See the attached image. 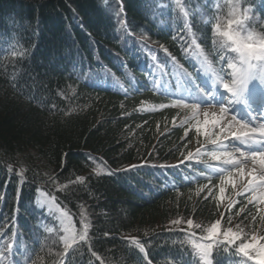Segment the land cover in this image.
<instances>
[{
	"label": "trees",
	"instance_id": "16d2710c",
	"mask_svg": "<svg viewBox=\"0 0 264 264\" xmlns=\"http://www.w3.org/2000/svg\"><path fill=\"white\" fill-rule=\"evenodd\" d=\"M217 5L227 18L226 0H0L4 264H197L182 243L187 225H172L175 219L202 228L221 220L222 232L239 224L264 236L257 211L264 205L247 203L251 193L239 181L220 198L212 171L220 162L206 155L215 147L204 135L211 117L197 133L191 111L171 106L188 97L183 70L196 84L210 83L196 45L218 73L230 71L213 45ZM242 7L251 9L249 27L264 33V0ZM40 191L56 197L77 233L89 224L87 242L67 256L55 216L36 203ZM223 247L213 248V264L242 259Z\"/></svg>",
	"mask_w": 264,
	"mask_h": 264
},
{
	"label": "snow or ice",
	"instance_id": "6c2138e0",
	"mask_svg": "<svg viewBox=\"0 0 264 264\" xmlns=\"http://www.w3.org/2000/svg\"><path fill=\"white\" fill-rule=\"evenodd\" d=\"M226 6L227 18L219 14L220 5H217L218 14L213 24V45L221 52L219 59L226 63L230 71L224 72L222 68L221 73L223 74L218 73L204 55L203 49L196 45L197 58L200 59L204 72L210 74V83L207 87L196 84L191 74L183 70L181 74L188 77V97L187 99L184 97L175 99L171 106L191 111L197 133L201 132V125H207L208 118L211 117L212 131H205L204 135L207 143L215 147L206 155L211 160L220 162V166L212 168V171L218 174L220 198H223L225 187L228 185H231L235 192L239 181L243 185V191L251 193V196L246 197L247 203L251 204L255 201L258 205H264V33L256 32L249 27L247 22L252 19L249 16L251 9L242 7V0H226ZM193 43L195 44L194 40ZM225 51L234 53L235 56L228 57L223 54ZM225 76H229L230 79H225ZM237 107L244 110V115L235 111ZM213 108L216 111L210 112L209 109ZM201 114L205 117L203 121L199 119ZM229 138L232 140L230 144L225 142ZM236 153L239 156L235 155ZM200 155L201 149L197 148L196 156ZM192 157L193 153L189 152L187 158ZM249 165L251 167L245 171ZM209 167L212 166L209 165ZM109 174L112 173L109 172ZM201 175L205 174L201 173ZM78 179L83 182V177ZM207 179L210 181L211 177ZM235 194L242 195L243 193ZM209 195H212L211 190ZM45 196L48 194L45 193ZM46 203L50 211L55 209L60 213L57 219L64 233L61 237L63 255L67 256L73 245L78 242H87L89 224L82 221V230L77 233L68 213L56 204V197L48 196ZM232 206L230 203L227 210L230 211ZM242 211H244L243 207L240 209V212ZM257 211L264 212V209L257 208ZM249 215L255 224L257 217L251 213ZM221 217L223 218V213ZM231 220L232 216L229 215V224ZM171 223L175 226L182 223L187 225L186 229H180L186 232L188 237L182 243L191 247L193 255L197 258V264H213V248L220 244L224 245L222 250L225 253H229L231 249L232 254L242 257L237 264H248V261L264 264V242H262L264 236L258 237L255 227L250 232L244 233L237 224L236 231L232 227H227L222 232L221 220H216L210 226L203 228L201 224L194 223L192 219L186 221L175 219ZM259 227L264 228V215L260 216ZM192 229H201L204 235L197 237L196 232L191 231ZM47 231L52 232L54 229L49 228ZM133 242L147 260L144 245L138 240ZM233 245L234 248H232ZM10 248L11 243L6 242L5 251H9ZM92 255L96 256V253L93 252ZM97 259H99L98 256ZM6 260L7 257L0 253V264H4ZM31 264H35V261H31ZM148 264H151L150 260Z\"/></svg>",
	"mask_w": 264,
	"mask_h": 264
},
{
	"label": "rangeland",
	"instance_id": "374dc122",
	"mask_svg": "<svg viewBox=\"0 0 264 264\" xmlns=\"http://www.w3.org/2000/svg\"><path fill=\"white\" fill-rule=\"evenodd\" d=\"M221 91H223V89H221ZM225 96L227 97V94H225ZM226 102H227V101H226ZM242 110H243V109H242V108H239V107H237V108L235 109V111L238 112L240 115H243V114H242ZM258 122H259V121H258ZM253 126H255V125H253ZM228 143H229V144L232 143L231 138L228 140ZM235 155L239 156L238 153H236ZM250 167H251V165L247 166L246 169H245V171H248ZM256 167L258 168L259 165L257 164ZM47 199H48V196H45V192H41V191H40V192L38 193V195H37L36 203H37V205H38V207H39L40 209H45L47 214H50V215H54V216H55V220L57 221L58 227H59V228L61 229V231H62V228H61L60 222H59V220L57 219V217L60 216V213H59V212H56L55 209H52L51 211L49 210V208H48V204L46 203V200H47ZM56 204H57V202H56ZM60 208H61V207H60ZM61 210H63V209L61 208ZM63 211H65V210H63ZM68 216L71 218V224H72V225L74 226V228H75V224H74V220H73V218H72L69 214H68ZM50 228L53 229V227H50ZM62 233H63V231H62ZM63 235H64V233L62 234V236H63Z\"/></svg>",
	"mask_w": 264,
	"mask_h": 264
}]
</instances>
